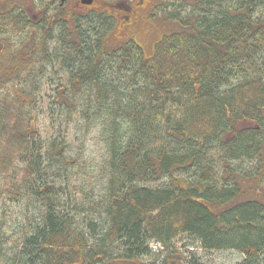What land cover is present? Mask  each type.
Segmentation results:
<instances>
[{"label": "trees", "instance_id": "trees-1", "mask_svg": "<svg viewBox=\"0 0 264 264\" xmlns=\"http://www.w3.org/2000/svg\"><path fill=\"white\" fill-rule=\"evenodd\" d=\"M174 1L190 12L171 11L179 29L147 57L133 40L90 42L78 16L64 7L44 11L33 27L28 0L0 3V91L6 90L0 97V203L6 192L19 194L3 180L14 177L20 159L27 179L39 166L27 109L35 100L26 86L32 88L44 66H60L70 95L87 91L102 104L111 101L108 68L141 84L120 109L129 135L111 150L102 209L108 228L99 231V218L77 226L54 209L62 194L44 186L34 194L45 205L44 217L10 250L0 246L1 264H190L184 254L193 252H168L170 241H191L181 249L236 250L242 264H264V199L256 196L264 189V0H168ZM104 21L102 32L111 28L110 18ZM241 123L249 127L238 129ZM246 162L254 166L244 168ZM151 241L161 247L155 262H148Z\"/></svg>", "mask_w": 264, "mask_h": 264}, {"label": "rangeland", "instance_id": "rangeland-1", "mask_svg": "<svg viewBox=\"0 0 264 264\" xmlns=\"http://www.w3.org/2000/svg\"><path fill=\"white\" fill-rule=\"evenodd\" d=\"M13 1L15 4L26 3L25 0ZM116 1L118 0H95V6L90 8L81 6L79 0H63L62 2L60 0H28L24 7L28 13L33 14V9L38 12V8H43L44 5L50 3V9L47 11L49 15L62 3L64 9L78 16L81 31L90 39V42L95 43L98 40L105 42L106 39V43L119 44L128 42L127 37L120 40L115 33L109 36L110 29L102 32L101 25L105 22L106 16L104 14L103 16L99 9L103 7L100 5L102 2L114 3ZM4 2L5 0H0L1 5L5 4ZM165 2L167 5L164 7ZM150 3L157 4L158 8L153 10L152 18L144 27L139 28L133 40L145 56H150L153 45L162 36L170 35L179 29L178 20L171 19V11L181 13L184 17L183 15L191 9L189 6H181L179 1L170 3L168 0H150ZM170 4H173L172 7ZM104 8L108 10L107 6ZM112 24L111 21V27ZM15 36L20 40L26 37L24 31L16 33ZM107 70H109L107 74L111 77L109 81L111 85L107 87L110 92L108 95L111 99L110 104L95 101L94 93L88 94L87 91L77 96L70 95L67 74L60 70V66L55 70H52L51 66H44L32 88L26 86L29 101L35 100L34 104L27 109L34 123V128L31 130L30 148L36 151L34 157L39 166L34 175L27 179L22 172V166L26 165V160L20 159L12 175L14 177L10 178L13 180L10 181L8 175H4L6 180H3V187H9L14 192L19 191V194L6 192L0 203V246L2 250H10L17 243L16 241L26 234L28 238L30 236L28 229H35L39 224L46 209L42 201L35 199L34 194L37 189L51 184L55 186L57 194H62L59 208H55L54 205L56 212L69 216L80 227L87 225L90 220L98 222L99 218V231L108 228L103 221L104 210L102 209L107 202L111 150L121 141L124 144L129 135L128 123L124 120L120 109L123 102L133 95L131 91L141 87V84L132 79V75L127 71H116L114 75L110 68ZM134 83L138 84L137 87H133ZM5 93L6 90L0 91V97H3ZM114 100H121V106L116 103L117 106L114 108ZM166 111L167 114L174 112L169 108ZM170 121H173L172 116H170ZM120 122L122 126L118 127ZM246 127H249V124H237L238 129ZM230 138L231 136H228V140ZM52 162L56 164L48 168ZM237 164L238 162H235L232 165L235 167ZM250 164L246 162L243 167ZM251 165L254 166V163L252 162ZM175 176L180 175L175 173ZM28 180L29 184L25 187ZM151 184L153 186L163 185L164 182H152ZM261 191L256 193V196L264 199V189L262 188ZM188 243L191 241H170L168 252L175 249H180L182 253L193 252V256L184 254L186 258L184 263L190 262V264H242L245 260L244 256L236 250L206 252L200 249L199 244H194L190 249H181ZM149 249L152 254L148 262H155L157 257L155 255L161 247L157 242L151 241ZM165 255H162L160 260Z\"/></svg>", "mask_w": 264, "mask_h": 264}, {"label": "flooded vegetation", "instance_id": "flooded-vegetation-1", "mask_svg": "<svg viewBox=\"0 0 264 264\" xmlns=\"http://www.w3.org/2000/svg\"><path fill=\"white\" fill-rule=\"evenodd\" d=\"M60 1L62 2L63 0ZM95 3L96 2H93L90 8L94 7ZM100 5L103 6L99 8L101 14H106L108 18L113 21L111 31L115 33L120 40H124L123 37L125 36L127 39L134 38L139 28L144 27L147 21L152 18L153 10H155L157 6L152 5L150 0H118L114 3L102 2ZM49 6L50 3L44 5L43 10L38 8V12L33 9V14L26 11L31 26L37 27L40 25L44 17V11L48 13L47 11L50 9ZM105 6H107V11L104 8ZM59 7L63 8L64 4L60 3ZM94 10L99 11L98 9Z\"/></svg>", "mask_w": 264, "mask_h": 264}, {"label": "water", "instance_id": "water-1", "mask_svg": "<svg viewBox=\"0 0 264 264\" xmlns=\"http://www.w3.org/2000/svg\"><path fill=\"white\" fill-rule=\"evenodd\" d=\"M81 3L90 6L92 4V0H81Z\"/></svg>", "mask_w": 264, "mask_h": 264}]
</instances>
